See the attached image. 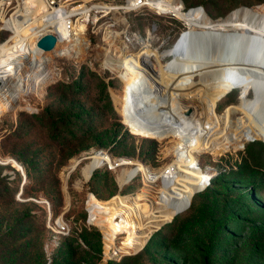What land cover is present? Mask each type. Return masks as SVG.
Segmentation results:
<instances>
[{
	"label": "rangeland",
	"instance_id": "374dc122",
	"mask_svg": "<svg viewBox=\"0 0 264 264\" xmlns=\"http://www.w3.org/2000/svg\"><path fill=\"white\" fill-rule=\"evenodd\" d=\"M172 1L177 10L202 12L222 26L264 5V0H182L185 10L181 0ZM125 15L137 34L132 44L138 51L114 64L105 54L116 59L117 40H107L108 31L101 27L80 60L52 59L40 71L45 79H38L32 89L20 87L24 91L0 112V264H264V138L198 156L176 129L136 131L126 118L132 108L163 120L184 108L198 122V102L160 95L156 61L139 54L144 42L152 43L157 53L173 50L162 66L179 61L186 65L190 90L179 78L166 83L162 77L166 94L194 91L198 98L208 81L222 76L221 95L213 96V121L227 105L251 102L259 93L258 78L251 72L258 68L264 73V47L254 40L231 45L222 37L199 40L178 16L148 6ZM256 26L263 25L257 21ZM104 56L100 64L108 69L99 64ZM12 60L3 62L4 67ZM10 78L1 74L0 85L10 86ZM98 150L143 166L149 182L139 193L153 199L159 213L170 212L165 222L155 226L153 220L135 217L147 210L138 207L131 213L127 203L110 220L102 216L119 194L137 193L142 178L136 174L120 190L122 169L114 172L105 166L84 179L82 169ZM196 158L198 168L190 165ZM74 161L79 162L69 170ZM205 171L207 178L201 182ZM180 175L186 178L177 186ZM49 210L52 222L59 218L69 226L56 242ZM15 254L22 258L12 260Z\"/></svg>",
	"mask_w": 264,
	"mask_h": 264
},
{
	"label": "bare ground",
	"instance_id": "6f19581e",
	"mask_svg": "<svg viewBox=\"0 0 264 264\" xmlns=\"http://www.w3.org/2000/svg\"><path fill=\"white\" fill-rule=\"evenodd\" d=\"M133 2L134 3L129 5L128 8H132V6L136 3H139L138 5L146 4L158 13H170L178 16L190 29L197 33L199 40L208 36L222 37L226 45H231L242 40H254L261 47H264V5L263 7L252 10L247 16H245L244 19L222 26V24L218 22H209L205 14L202 12H187V14H185L175 9L172 0H133ZM33 21L32 25H29L32 27L30 31H27L29 26H24L21 29L15 28V31H19L0 44V46L2 45L0 47V75L4 74V72L8 73L11 77L10 82H12V84L7 88H4L5 84L0 85V112L6 110L7 106H10L9 103L14 101L16 97L15 95L22 93L25 88L32 89L34 86L37 87L39 85L38 79L43 76V73H40V71L44 65L47 64L46 60L50 53L42 51L36 46V36L43 32L54 33L58 43L63 42L62 40L66 37L65 31L47 29L44 28V26L40 27L41 23L36 18ZM257 21L262 23L263 26L261 28L256 26ZM85 30L86 24L84 20L79 21L74 26L75 38H78L79 43H84L86 40L84 36ZM14 39H19L21 43L15 45L13 42ZM146 42L150 41L147 40ZM58 43L56 45L57 47H59ZM144 44L145 42L140 47L141 50L139 54L141 55V58H153L156 61L158 67L156 85L159 88L160 95H162L163 98L170 100H179L184 97H190L193 102H198L201 107L199 111L194 109L196 120L198 122L192 121L188 113L183 110L184 108H180L179 110L170 113L165 120L150 113L146 115L139 114L135 111L136 108H132V110L126 114V118L127 123L132 125L136 131L143 130L154 133H163L165 131L176 129L179 132L184 145L187 146V149H195L198 156H200L204 150H213L215 152L228 144L237 146L243 141L263 140L264 73L260 69L254 68L251 72V74H255L256 78H258L256 81L259 83L258 88L260 89L259 93L255 95L253 101L250 102L242 100L239 104L227 105L224 107L222 113H219L217 120L213 121L211 119L213 115V107L215 105L213 96L216 98L221 95L222 76L220 74H216L210 81H208L200 90L203 95L198 98H196L197 95L194 91L188 93V95L166 94L163 91L164 89L162 90V77L165 78L166 83L179 78L182 86H187L189 88L186 90H190L186 65L183 61H179L173 64L169 63L164 67L161 64L162 59L171 55L173 50L157 53L152 50V43L151 45ZM138 49L139 48L131 50L129 54L138 51ZM106 59H108V57ZM11 60L12 62L8 65V67H4L3 62ZM102 60L100 62H102ZM173 65L176 66L175 70H171ZM123 72L125 73L126 71L123 70ZM120 77H122V75ZM43 79H45V77H43L42 80ZM250 79L251 78H248V80ZM120 80L122 81L121 78ZM129 82H131L133 86L134 82H132V80H129ZM137 83H139V81H137ZM20 87L25 88L20 90ZM230 90L227 95L231 92ZM181 113H183V115H181ZM105 160L111 161L112 158L102 152L95 153L92 156L91 161L85 164L82 169L84 179H89L96 168H98ZM76 163L77 162L74 161L72 166H70V169L75 167ZM123 163L133 164L129 160H123ZM190 165L198 168V159L196 158V160L193 163H190ZM134 166L135 170H131ZM136 174L141 175L142 188L138 189L137 193L133 196L119 194L110 204L108 211L104 212L102 216H104L106 220H110L111 217L121 214L122 207L127 203V210L131 213H135L138 207L142 210H147L134 214L135 217L139 216V218L144 219L145 221L153 220L154 225L158 226L168 219V214L170 212L166 215L159 213L154 208L153 199L148 201L144 199L143 194L139 193L140 191H144L146 189V184L149 182L143 166L133 164L129 168H122L117 178L118 187L122 190L124 185L133 181ZM206 176L207 173L205 171L203 175H201V182L205 181L207 178ZM185 178L186 177L184 175H180L177 180V186H180ZM155 199L158 200V198ZM151 214L156 215L155 219L151 218ZM48 215H51L50 210L48 211ZM135 225H137L138 229H142L138 223ZM150 230H152V228L149 229V232ZM140 236L141 239L144 240V235L140 233Z\"/></svg>",
	"mask_w": 264,
	"mask_h": 264
},
{
	"label": "built area",
	"instance_id": "2783aa9c",
	"mask_svg": "<svg viewBox=\"0 0 264 264\" xmlns=\"http://www.w3.org/2000/svg\"><path fill=\"white\" fill-rule=\"evenodd\" d=\"M130 1L122 0V2L110 3L100 0H0V37H2L0 44L15 34V28L21 29L24 26L32 25L33 20L36 18L41 23L40 27L44 26L47 29L66 32V37L62 40L63 42L58 43L57 40L59 47L55 46L52 50L48 51L50 54L46 60L47 65L52 59L57 58L71 57L74 61H78L82 54L90 48L92 35L94 37L101 27H105L108 31L107 40L109 38L110 41L112 39L114 41L117 40L115 44L116 59L110 54L105 55L116 64L125 55L129 54L131 50L137 49L132 44L137 34L130 30V24L125 14L137 11L144 6L150 7L146 4L138 5L139 3H136L132 8H128ZM133 3V1L130 2V4ZM81 20H84L86 24L84 33L86 40L84 43H79L78 38H75L74 34V26ZM45 34L55 36L54 33H39L35 38L36 41ZM106 56L99 59V64ZM100 65L108 69L107 66ZM44 73L47 74V72ZM98 151L106 153L103 150ZM92 156L89 158L91 159ZM123 160L126 159L115 157L111 161L105 160L98 168L106 166L109 170L115 172L118 168L121 170L123 167L129 165L123 163ZM9 176V178L14 177L12 172H9ZM49 223H51L49 227L53 232L52 241L54 242L59 240L60 236L69 232V226L62 219L57 218L52 222L51 217L48 216Z\"/></svg>",
	"mask_w": 264,
	"mask_h": 264
},
{
	"label": "water",
	"instance_id": "95a60500",
	"mask_svg": "<svg viewBox=\"0 0 264 264\" xmlns=\"http://www.w3.org/2000/svg\"><path fill=\"white\" fill-rule=\"evenodd\" d=\"M57 45V38L52 34H45L36 41V46L42 51H50Z\"/></svg>",
	"mask_w": 264,
	"mask_h": 264
},
{
	"label": "trees",
	"instance_id": "16d2710c",
	"mask_svg": "<svg viewBox=\"0 0 264 264\" xmlns=\"http://www.w3.org/2000/svg\"><path fill=\"white\" fill-rule=\"evenodd\" d=\"M182 1V0H181ZM182 3H183V1H182ZM184 4V3H183ZM175 6V5H174ZM184 6H185V4H184ZM175 8V7H174ZM176 9V8H175ZM185 10H187V8H186V6H185ZM247 12H249V11H247ZM246 12V13H247ZM246 15V14H245ZM245 15H243V17L245 16ZM207 38V37H206ZM205 39V38H204ZM203 41V40H202ZM244 41H252V40H244ZM2 46V45H1ZM0 46V47H1ZM173 113V112H172ZM179 216V215H178ZM177 216V217H178ZM174 221V220H173ZM169 224H171V223H169ZM168 225V224H167ZM18 255V256H17ZM21 259L22 258V256H20V254H15L14 256H13V258H12V260H14V259Z\"/></svg>",
	"mask_w": 264,
	"mask_h": 264
},
{
	"label": "crops",
	"instance_id": "0c3cea01",
	"mask_svg": "<svg viewBox=\"0 0 264 264\" xmlns=\"http://www.w3.org/2000/svg\"><path fill=\"white\" fill-rule=\"evenodd\" d=\"M163 90V89H162Z\"/></svg>",
	"mask_w": 264,
	"mask_h": 264
}]
</instances>
